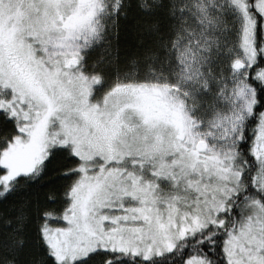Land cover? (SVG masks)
Here are the masks:
<instances>
[{"label":"snow or ice","instance_id":"1","mask_svg":"<svg viewBox=\"0 0 264 264\" xmlns=\"http://www.w3.org/2000/svg\"><path fill=\"white\" fill-rule=\"evenodd\" d=\"M0 264H264V0H0Z\"/></svg>","mask_w":264,"mask_h":264}]
</instances>
